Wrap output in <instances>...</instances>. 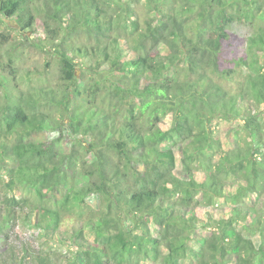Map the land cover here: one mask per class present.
<instances>
[{"label":"trees","instance_id":"obj_1","mask_svg":"<svg viewBox=\"0 0 264 264\" xmlns=\"http://www.w3.org/2000/svg\"><path fill=\"white\" fill-rule=\"evenodd\" d=\"M0 91V223L68 264H264V0H0Z\"/></svg>","mask_w":264,"mask_h":264},{"label":"rangeland","instance_id":"obj_2","mask_svg":"<svg viewBox=\"0 0 264 264\" xmlns=\"http://www.w3.org/2000/svg\"><path fill=\"white\" fill-rule=\"evenodd\" d=\"M251 33L252 29L247 24H236L230 30L239 49L245 47V37ZM28 50L25 60L18 63L19 75H24L29 70V73L33 72L32 75H29L32 80H43L52 86L57 85L59 78L56 63L44 52L33 48ZM46 61L50 62V66L45 68L43 64ZM31 67H37V69L31 70ZM3 74L5 76L4 72ZM244 83L245 76L239 71L232 78L224 81L223 85L232 92H236L238 87ZM90 204L95 207L92 200H90ZM1 210V214H4L5 210ZM13 213L9 222L0 223V264H45L47 260L51 264H68L66 257L71 256L72 253L67 250L68 246L65 243L58 239L57 242L53 241L54 239H49L43 232L32 228L30 226L31 218L26 215L25 208L16 209ZM74 223V217L67 215L61 222L60 232L64 231L69 235ZM205 235H207L206 231H201L196 236L199 241H203ZM252 238L254 241L258 240L257 235H253Z\"/></svg>","mask_w":264,"mask_h":264}]
</instances>
